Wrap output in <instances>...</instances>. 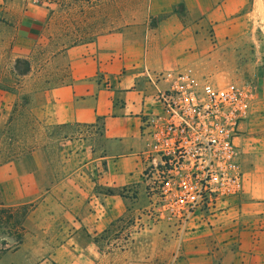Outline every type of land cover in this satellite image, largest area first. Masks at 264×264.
<instances>
[{"label": "crops", "instance_id": "crops-1", "mask_svg": "<svg viewBox=\"0 0 264 264\" xmlns=\"http://www.w3.org/2000/svg\"><path fill=\"white\" fill-rule=\"evenodd\" d=\"M244 4L245 0H149L148 14L156 22L148 31L145 48L133 47L124 32V37H108L106 45L105 39H99L93 45L66 49L62 56L68 62L71 80L50 90L48 122L87 128L101 123L103 151L102 156L93 157L67 179L79 177L91 162L105 160V176L96 181L97 185L110 191L127 188L140 168L136 156L143 146L141 120L155 108L152 98L156 90L166 88L175 72L186 70L200 78L219 69L220 53L213 46H226L235 31L250 27L252 14L242 11ZM1 12L17 15V26L11 27L15 33L8 44L24 43L21 40L31 34L30 20L37 13L17 6H0ZM19 22L29 27L21 28ZM147 71L162 73L164 79L153 84ZM258 88L235 139L241 153V193L228 200L224 211L189 220L178 235L142 236L129 246L111 248L109 254L114 252V261L108 264H264V68ZM3 96L0 112L6 107ZM88 140L84 133L72 139L81 153L88 151ZM89 152L93 154L92 149ZM19 178L12 175L1 179V194L7 186L19 191ZM96 182L81 188L76 182L80 209L75 225L83 233L85 245L71 246L69 241L62 244L63 252L76 253L77 257H65L61 264H99L103 251L94 238L129 206L127 196L95 190ZM35 194L32 184L31 196ZM20 201L16 195L8 204ZM148 238L153 239L152 245L146 242ZM120 256L122 261H116Z\"/></svg>", "mask_w": 264, "mask_h": 264}, {"label": "rangeland", "instance_id": "rangeland-1", "mask_svg": "<svg viewBox=\"0 0 264 264\" xmlns=\"http://www.w3.org/2000/svg\"><path fill=\"white\" fill-rule=\"evenodd\" d=\"M1 1L0 6H17L37 14L30 20L33 29L28 38L21 40L24 42L21 45L12 46L8 42L15 33L11 27L17 26V15L0 13V95H4L6 103L0 112V180L12 175L20 177L19 191L12 186H7L3 194L0 191V264H61L65 257H77L76 253L63 252L62 244L69 241L71 246L85 245L84 235L75 225L80 209L76 182L80 188L87 187L102 180L106 169L105 160H96L79 177L67 179L93 157L102 156L103 151L99 123L87 128L48 122L50 90L71 80L68 62L62 54L68 48L93 45L99 39H105L106 45L108 37L119 34L124 37V32L131 38L133 47L143 49L156 20L148 14L149 0ZM242 11L251 12L250 27L235 31L226 46H213L220 53V68L194 78L217 86L228 82L250 84L254 88L253 102L264 68V0H245ZM18 25L29 27L21 22ZM10 117L14 120L7 125ZM81 133L89 136L86 153L77 151L72 141ZM11 135L13 140L8 145ZM89 149L93 150L92 155ZM142 150L136 156L140 167L137 177L127 188L110 191L97 182L94 186L98 192L129 198L125 212L94 238L103 251L99 264L113 263L111 248L129 246L142 236L172 232L166 224L145 216L144 209L154 199L156 190L151 192L143 178ZM6 153L17 158L3 162ZM32 184L36 189L34 197ZM16 195L22 201L8 204ZM146 242L152 245L153 239ZM118 260L122 261L121 256Z\"/></svg>", "mask_w": 264, "mask_h": 264}, {"label": "built area", "instance_id": "built-area-1", "mask_svg": "<svg viewBox=\"0 0 264 264\" xmlns=\"http://www.w3.org/2000/svg\"><path fill=\"white\" fill-rule=\"evenodd\" d=\"M146 76L153 84L164 79L162 73ZM253 90L250 84L198 82L187 71L171 75L168 86L156 90L155 108L141 120L142 175L149 190H156L144 209L147 219L178 235L189 220L224 211L241 193L235 139L248 118Z\"/></svg>", "mask_w": 264, "mask_h": 264}, {"label": "trees", "instance_id": "trees-1", "mask_svg": "<svg viewBox=\"0 0 264 264\" xmlns=\"http://www.w3.org/2000/svg\"><path fill=\"white\" fill-rule=\"evenodd\" d=\"M15 107H16V104L13 106V108H12V110H11V113H14V111H15ZM14 119L12 118V117H10L9 119H8V121H7V125H9L12 121H13ZM98 122H100V121H98ZM100 124V126H101V123H99ZM2 134V133H1ZM8 140H9V142H8V145H10V141H12L13 139H12V135L10 136V137H8ZM2 158V157H1ZM17 158V156H14V154H11V153H6V155H4V157H3V159H2V161L3 162H7V161H11V160H13V159H16ZM20 230L22 231V229L20 228ZM17 243L18 244H20L21 243V237H18V240H17Z\"/></svg>", "mask_w": 264, "mask_h": 264}]
</instances>
